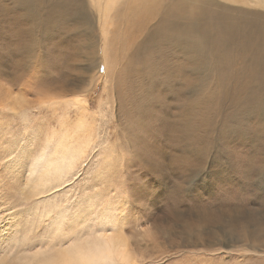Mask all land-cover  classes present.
Masks as SVG:
<instances>
[{
	"label": "rangeland",
	"instance_id": "obj_1",
	"mask_svg": "<svg viewBox=\"0 0 264 264\" xmlns=\"http://www.w3.org/2000/svg\"><path fill=\"white\" fill-rule=\"evenodd\" d=\"M226 4L233 6L234 0ZM188 11L185 22L194 16L191 8ZM63 17L66 22L59 19L46 25L52 24L44 31L41 48L48 56L43 66L51 75L61 72L57 84L61 88L38 100L0 85V252L4 251L5 264H14L18 259L13 258L23 253L56 248L52 242L95 235L113 226L134 234L141 264H264V244L251 245L235 237L241 235V224L248 233L264 234V132H256L264 131V105H256L249 91L250 85L260 87L259 82H264V70L240 68L255 58V41L238 38L229 42L232 35L225 45L234 44L238 51L225 54V60L186 53L185 89L180 88L174 51L167 56L162 49L143 45L111 55L104 48L119 65L104 71L97 60L95 71L102 78L95 80L94 90L80 97L78 106L79 91L73 93L69 88L80 86L85 62L95 50L88 41L91 33L82 32L81 25L69 20V12ZM198 19L219 20L232 31L236 25V31L247 30L245 19L233 12L206 11ZM4 22L0 18V40L8 32ZM123 39L118 38L116 51L125 43ZM7 40L11 46L3 50L17 55L18 50L10 49L17 41ZM87 53L91 56L86 57ZM14 55L0 65V78L5 81L10 78L9 61ZM48 58L56 67L50 68ZM19 69L23 72L19 84L35 82L39 76ZM48 71L40 76L46 78ZM263 87L258 94L264 99ZM24 98L35 114L30 103L43 99L41 111L45 113L40 119L31 112L21 118L25 108L19 104ZM81 116L85 122L81 119L80 128ZM66 128L73 145L88 141L82 151L77 146L79 151H67L63 160L58 151L56 168L46 175L40 169L31 173L41 147L50 150ZM197 229L198 233L193 232Z\"/></svg>",
	"mask_w": 264,
	"mask_h": 264
},
{
	"label": "bare ground",
	"instance_id": "obj_2",
	"mask_svg": "<svg viewBox=\"0 0 264 264\" xmlns=\"http://www.w3.org/2000/svg\"><path fill=\"white\" fill-rule=\"evenodd\" d=\"M227 2L228 0H0V13H1L0 18L2 19V21H5L4 23L7 24V28H8L7 34L3 35V39L0 40L1 41L0 42V65H3L2 64L3 61L8 60L10 56L14 55L13 52H11L10 50H7V51L3 50V49H6V47L11 46L7 38L14 39L15 41H17V43L14 44L12 48L10 49L19 51L17 55H14L15 58L9 61V64L11 65L9 67L10 68L9 80L5 81L4 79L0 78V85H3V84L7 85V91L17 88L19 95H24V96L32 95V96H36L37 99L38 97H42V95L44 97L47 94L50 96V93L53 92L52 89L54 88L55 89H58V87L59 89L61 88V86H57L58 80L61 77L60 75L61 72L60 73L56 72L57 74L53 72L54 74L51 75V73L47 70L48 68H46V66H43L44 60L48 56H47V53L45 54L44 51H41V48H43L42 39L44 38L43 37L44 31L47 27L51 26L52 24L48 25L47 27L46 25L54 20L55 15H57L56 18L58 19L54 20V22H57L59 19L63 20V21L60 20L61 23L66 22L67 20L64 19L63 16L66 15L67 12H69L70 17L72 18V19L70 18L68 19L71 20L72 22H75L76 24L81 25L82 32L89 31L91 33V38H90L91 40H88V41L91 42L89 43L91 44V49L95 50L93 53H91L93 57L88 53L87 55H85L86 57L90 55L91 59L88 58L87 60L85 58L87 60V62H85L87 65V68L85 71L86 74L83 79L80 78V81H79L80 86L76 84L73 89H72L73 86H70L71 88H69L73 93L76 89L79 91L80 95L79 93L77 96L74 95L78 97L76 99V101L78 102V106L82 101L80 97L84 96L87 92L94 90L93 83L96 82L95 80H97V78L98 79L102 78V76L97 75V72L95 71V68H98V66L96 65L97 60L99 61V65L103 64L104 71H110L112 67L114 68V66L119 65L118 62H116V60H114L113 58H110L109 55L105 53L104 48L107 49V51H109L111 55H114L115 53L116 54L120 53L122 52V50L123 51H134L143 45H146V47H149V49L153 47L152 50L162 49L164 50L167 56H171V53L174 51L175 53H177L176 57H177L178 67H176L175 69L178 70L177 73L180 76V81H181L180 88L185 89L187 87L186 82L188 80L186 70L189 68V59L186 56V53L189 52V53H196V54H206L204 56H207L208 59L211 58L212 60H225L227 59L225 57V54L230 55V52L234 53L238 51V49L235 47L234 44H232V46L225 45V42H227V40L231 38V36L233 35V38L229 40V42L238 40V38H241V39L251 38L255 41L253 48L257 45L255 58L252 59L249 63H246V62L241 63L242 66H240V68H246L251 71H256L260 69L264 70V0H234L233 6L227 5L226 4ZM187 7L191 8L194 16L190 17L189 20L185 22L186 15L190 14ZM71 11L77 14L72 16ZM206 11H209L212 14H226L227 12L236 13L237 16L239 15L240 17L245 19L244 25L247 27L246 28L247 30H240V31L237 30L236 31L235 30L237 28L236 24H235L236 28L233 31L231 30L232 27L226 29L223 26V24H220L218 22L219 20H215V22H199L198 17H200L201 13L206 12ZM47 16H49V18H46ZM119 37L124 38L123 40H125V43L123 42L124 44H121V45L119 43L121 48H119L116 51L117 49L116 45L118 44ZM120 42H121V39H120ZM88 48H90V46ZM50 60L51 59L49 58L47 59L48 64L50 62L49 64L50 68L56 67V63ZM142 65H144L143 62H142ZM19 67L23 69L26 73H29V74L33 73V74L39 75L35 79V82L37 83L36 87L34 85L35 82H29V83L24 82L22 84H19L21 76L23 75V72L19 69ZM47 71L49 72V75L46 76V78L43 76H40V75H43L45 72L47 73ZM79 72H81V69ZM0 73H1V70H0ZM53 76H56V77H53ZM71 81L73 82V80ZM263 84L264 82L260 81L259 82L260 87H255L254 85H250V88H249L250 94L255 97V100H256L255 104L258 106L264 105V99L261 98L260 95L258 94L259 89H261V86ZM62 93L63 92H61V94ZM8 96L9 98H11L10 95ZM26 100L27 99L23 100L19 104V106H22L23 108H25L23 109L24 111L21 112V118H25V114H27L28 116V113L31 112L32 117L34 118L39 117L40 119V115L41 114L43 115V113H45V112L42 113L41 111L43 99L42 100L40 99V101L38 102L33 101L34 105L30 103V108L33 107V109L37 110L36 114L32 113L31 109L26 107ZM74 101H75V98H74ZM84 101L86 100H83V102ZM55 104L57 105V103ZM84 105H86L85 102H84ZM84 105L82 104L80 105L82 106V109ZM14 109L17 110L16 108ZM85 110L83 109L82 111H85ZM13 118L14 116L12 115V119ZM54 118L56 119V117ZM43 119L45 121V118H42V120ZM48 119H52V118H48ZM55 119H54V123H56ZM81 119H82V116L77 122L80 128L83 126L82 120H84V118L82 120ZM69 120H72V119H69ZM29 121H32V119H29ZM38 122H40V120ZM48 122L49 121H46V123ZM60 122H61V125L63 126L62 124L63 121H60ZM83 122H85V120ZM64 127L65 126H63V129ZM67 128L63 131V135L59 136V138L53 143L55 145L54 146L53 144L51 145L50 150L48 149L49 152L48 150L45 149L44 147L45 145L41 147L42 152L38 154L35 160V163H33L31 167V173L40 169L43 171V173L46 171L44 173V175H46L49 172L48 171L49 169H54L58 166L59 159H60L57 156L58 151L61 152V157L63 160L65 158L67 151H73V152L79 151L78 148L81 150L82 146L88 143V141H85L84 143L78 142L75 145H73L74 143L73 139L71 140V137H67L65 135L66 134L65 132L68 131ZM49 130L51 131L50 133L52 134L53 133L52 130L48 128L47 131ZM70 130L71 129H69V132ZM86 130L87 129H85V131ZM26 131H29V129ZM256 132L258 135L260 132L263 133L264 131L256 130ZM78 135L80 134H77L76 136ZM75 141H76V138H75ZM49 143H50L49 141L46 142L47 146H50ZM209 148H210V145H209ZM200 157L201 156H199V159ZM69 158H70V163H73L72 160L74 158L72 154L69 155ZM29 175H30V171H29ZM247 200H250V199H247ZM251 221L253 222L255 220H251ZM193 232L198 233L199 230L197 229ZM238 232L241 235L240 236L235 235V237L237 239L243 240L244 243H251V245L252 243L254 244L257 243V246L259 244H264V234L260 235L261 232L248 233L245 229V226L242 224ZM98 233L99 232H97V234ZM93 236L94 235H90V234L88 235L84 234L81 236L76 235L75 237L70 236L69 238H67L68 240L66 241H62L61 239V240H58L57 242H52L54 244L53 247H56V248H46V249L40 248V250H37L33 253L30 252V254L20 253L21 256L13 258V259H18L17 261L13 259L12 260L14 264H32V263L34 264H109V261L112 259L111 255L108 253L106 249L102 248L101 245L93 239ZM65 237H66V234H65ZM218 237L219 236H217V239ZM69 239H72V240H69ZM1 240L3 241L2 238ZM3 247L4 246L2 245V248ZM35 247H37V245ZM34 248L32 249L31 247L32 250H34ZM247 250L253 251L255 250V248H250ZM256 251L257 250H255V252ZM3 255H4V251L0 252V258ZM17 255L18 254L16 253V256ZM2 259L3 258H1L0 263L5 264L4 260ZM6 264H10L9 261L6 262Z\"/></svg>",
	"mask_w": 264,
	"mask_h": 264
},
{
	"label": "clouds",
	"instance_id": "obj_3",
	"mask_svg": "<svg viewBox=\"0 0 264 264\" xmlns=\"http://www.w3.org/2000/svg\"><path fill=\"white\" fill-rule=\"evenodd\" d=\"M143 231L147 232V229ZM112 259L109 264H141L134 247V234H126L123 226H113L110 231H101L93 236Z\"/></svg>",
	"mask_w": 264,
	"mask_h": 264
}]
</instances>
